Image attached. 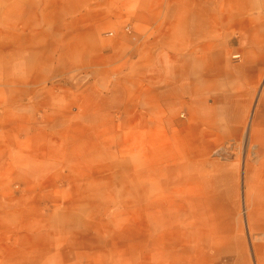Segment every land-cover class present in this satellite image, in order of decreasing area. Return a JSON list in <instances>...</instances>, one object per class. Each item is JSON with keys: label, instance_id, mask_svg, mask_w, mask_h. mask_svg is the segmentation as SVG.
<instances>
[{"label": "rangeland", "instance_id": "rangeland-1", "mask_svg": "<svg viewBox=\"0 0 264 264\" xmlns=\"http://www.w3.org/2000/svg\"><path fill=\"white\" fill-rule=\"evenodd\" d=\"M259 4L0 0V264H264ZM147 20L190 21L193 36L168 58L129 55L145 46L134 34H154ZM177 66L237 97L191 108L216 111L210 150L187 108L159 121Z\"/></svg>", "mask_w": 264, "mask_h": 264}, {"label": "crops", "instance_id": "crops-1", "mask_svg": "<svg viewBox=\"0 0 264 264\" xmlns=\"http://www.w3.org/2000/svg\"><path fill=\"white\" fill-rule=\"evenodd\" d=\"M259 1L260 4L258 5V7L259 8L261 7V9L264 10V0H259ZM145 25L155 30L154 34L150 37H148L147 35L138 36L134 34L133 37L136 38L137 40L139 37V40L141 42H145V46L140 51L129 52V55L134 54L135 56L137 55V53H139V55L141 56L144 55L147 56L151 54L152 56H156L159 58L160 57L168 58L170 57L168 51L169 44L173 50L174 49L173 43H177L181 41V38L185 36H187V38L193 36L190 21L185 22V24H181L179 21L173 23L168 20H163L161 22L159 21L158 24H154L151 20H147ZM254 32L256 33L254 34ZM251 33L256 36L257 40H259V34H261L259 28L257 30L254 27V29H251ZM213 34L214 33L212 30L211 21L208 20L207 27L205 26V29L203 31L204 41L206 40L211 41ZM151 44H157L158 45L157 49L159 50H154L153 52ZM176 45L178 46V44ZM248 52H251L253 54L257 53L256 47L255 48L252 47ZM204 54H207V52H204ZM189 75H190L189 70H187L184 66H177L172 69V77H171L170 85L164 89H159V121L172 122L178 124L180 121L175 119V114H177L176 112H178V110L181 107L187 108L185 110V113H187L186 115L188 118L187 121L194 123V127H193L194 132L203 130V133L205 134V143L207 145H205L202 148H198V150H210L211 144L207 140L206 134H209V136H211L212 129L213 128L218 129L215 127L216 125L215 123H218L219 121L215 118L217 117L216 113H214L216 111L211 107L204 108V112H200L201 116L199 118H195L192 115L193 111L191 108L205 107L204 104L205 101L207 100V96H209V94H211L212 91L213 93L219 92L218 97L215 98L213 101L216 104L225 105L226 107L228 105H233L234 102L237 101L236 100L237 97L227 89L218 88L217 84H214L213 87L210 80L206 81V79L203 77H201L196 84V82L194 83L192 81ZM246 75L247 77L243 79L241 83H239L242 87L244 94L247 93L248 95L252 93L254 90H257V92L260 93L259 69L251 68L249 69ZM261 95H264V89H262V93H260L259 96ZM261 102L262 105H264V97H262ZM160 110L166 113V115H164V118L160 117L161 115ZM213 113L215 114V116ZM182 116H184V114H182ZM225 123L227 122L225 121ZM254 128H255L254 130L255 133L253 135L254 138L253 140H255V142L260 145L258 147L260 150H264V138H260V135L258 133L260 132V129L264 130V121H262V123L260 121H256ZM220 129H222V127H220ZM261 166H258L259 171ZM256 178L261 179L262 173L260 172L256 174Z\"/></svg>", "mask_w": 264, "mask_h": 264}]
</instances>
